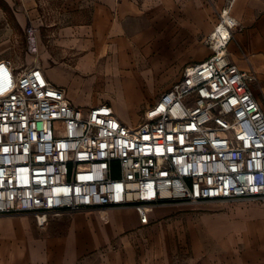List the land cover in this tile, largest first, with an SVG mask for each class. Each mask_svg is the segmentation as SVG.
<instances>
[{
    "label": "built area",
    "instance_id": "built-area-1",
    "mask_svg": "<svg viewBox=\"0 0 264 264\" xmlns=\"http://www.w3.org/2000/svg\"><path fill=\"white\" fill-rule=\"evenodd\" d=\"M234 3L206 36L210 56L184 67L136 126L108 103L74 105L38 64L0 59V215L43 229L51 216L131 209L144 227L159 206L264 201V105L255 73L227 53ZM25 34L36 53L35 28Z\"/></svg>",
    "mask_w": 264,
    "mask_h": 264
},
{
    "label": "rangeland",
    "instance_id": "rangeland-1",
    "mask_svg": "<svg viewBox=\"0 0 264 264\" xmlns=\"http://www.w3.org/2000/svg\"><path fill=\"white\" fill-rule=\"evenodd\" d=\"M60 1L0 0V58L18 71L40 65L37 53L29 50L25 28L30 21L36 32L48 40L47 36L59 31L60 26L80 21V10L67 15L69 9L60 6ZM157 1L159 6L151 7L146 18L149 27L161 36L162 40L157 42L161 49L124 70L100 64L69 79L63 89L71 101L94 106L108 103L129 117L141 115L138 124L144 108L179 78L184 67L210 56L205 40L217 23L224 0ZM251 87L264 105V79L257 78ZM153 93L157 97L151 101ZM260 210L264 211V201L259 199L173 203L154 208L151 223L144 227L137 222L128 227L132 213L124 212L126 223L119 220L117 227L124 226L114 234L112 221L85 213L84 219H80V236L76 237H68L66 230L72 216L81 211L51 216L48 223H60L58 244L64 252L68 251L67 245L75 247L78 241L85 246L75 264H194L195 254L201 253H197L198 245L202 246L201 251L206 248L205 252L216 253L222 242L243 243L264 237V216ZM8 216L0 215V264H24V258L36 250V240L41 236L30 231L29 223L34 222L31 216L20 214L19 221L13 224L1 221Z\"/></svg>",
    "mask_w": 264,
    "mask_h": 264
},
{
    "label": "crops",
    "instance_id": "crops-1",
    "mask_svg": "<svg viewBox=\"0 0 264 264\" xmlns=\"http://www.w3.org/2000/svg\"><path fill=\"white\" fill-rule=\"evenodd\" d=\"M59 5L69 9L65 12L67 15L73 10H80L77 13L80 21L74 25L60 26L59 31L47 36L48 40L37 32L35 34L36 53L40 59L38 65L44 70L48 80L58 87L66 88L69 79L80 77L82 72L91 70L94 66L102 64L103 67L112 66L124 70L133 66L140 58L161 49L157 43L162 40L161 36L156 29L149 27L146 18L151 7L159 6L157 0H61ZM233 15L240 27L228 46V58L239 69L251 70L256 78L264 79V0H235ZM28 24L32 25L30 21ZM253 91L262 103L259 93L254 89ZM156 97L157 94L153 93L151 101ZM72 103L79 107L93 106L85 105L79 100H72ZM115 112L129 126H136L141 116L136 114L132 118L118 110ZM119 210L122 212L81 211L72 216V222L66 230L68 237L80 236V219H84L85 213H93L99 219V215H106V222L112 221L114 226L113 234L126 223L123 220L124 212L132 213V222L128 223V227L134 226L136 222L138 224L133 210ZM260 211L264 216V211ZM17 216L19 215H9L1 221L13 224L19 221ZM119 220L123 222L118 228ZM29 224L30 231L41 237L36 240V250L24 258V264H75L80 253L84 254L82 249L85 252V246L80 245L78 240H75L78 241L75 247L67 245L68 251L62 250L57 235L60 223L50 222L44 230H39L35 222ZM245 224L250 225L248 222ZM200 247L202 246H196L197 253L202 254H195L194 264H264V237L243 243L225 241L218 246L216 253L205 252L206 248L201 251Z\"/></svg>",
    "mask_w": 264,
    "mask_h": 264
},
{
    "label": "bare ground",
    "instance_id": "bare-ground-1",
    "mask_svg": "<svg viewBox=\"0 0 264 264\" xmlns=\"http://www.w3.org/2000/svg\"><path fill=\"white\" fill-rule=\"evenodd\" d=\"M121 69H123V68H121ZM101 218H103V220H107V216L106 215H102V217ZM125 219V216L123 217V220ZM125 221V220H124Z\"/></svg>",
    "mask_w": 264,
    "mask_h": 264
}]
</instances>
